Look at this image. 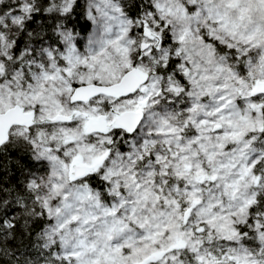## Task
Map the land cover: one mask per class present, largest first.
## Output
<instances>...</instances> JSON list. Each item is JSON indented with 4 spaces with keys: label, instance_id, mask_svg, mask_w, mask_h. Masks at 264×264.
I'll return each mask as SVG.
<instances>
[{
    "label": "snow or ice",
    "instance_id": "1",
    "mask_svg": "<svg viewBox=\"0 0 264 264\" xmlns=\"http://www.w3.org/2000/svg\"><path fill=\"white\" fill-rule=\"evenodd\" d=\"M0 264H264V0H0Z\"/></svg>",
    "mask_w": 264,
    "mask_h": 264
}]
</instances>
